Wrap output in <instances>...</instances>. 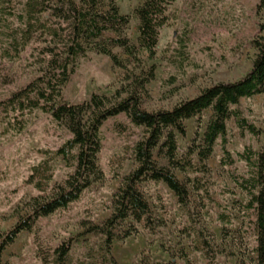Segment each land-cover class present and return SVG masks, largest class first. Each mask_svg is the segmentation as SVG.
<instances>
[{"label":"rangeland","instance_id":"obj_1","mask_svg":"<svg viewBox=\"0 0 264 264\" xmlns=\"http://www.w3.org/2000/svg\"><path fill=\"white\" fill-rule=\"evenodd\" d=\"M3 1L0 0V103L42 75L41 51L46 47L38 41L32 42L16 59L7 57V51H13V37L24 30L18 17L24 14L25 0H5L4 4ZM74 1L82 7L81 0ZM144 1L99 0V4L100 9L106 11L109 3L115 2L120 14L131 18L130 24L122 29V36L137 45L140 22L135 11ZM169 17V25L161 31L155 59L149 60L140 52L141 67L121 48L107 46L125 62L127 69L114 66L109 57L90 48L85 56L78 58L71 81L63 91V101L79 105L90 101L93 95L111 97L127 83V77L133 80L156 66V77L147 87L143 108L148 112L171 110L207 88L242 79L252 68L258 54L254 42L264 38L261 0H176L169 9ZM181 41L186 45L184 54L180 52ZM239 110L262 133L258 139L249 134L242 136L233 118L227 122L228 151L236 164L233 168L222 164L219 140L209 161L212 202L187 185L185 176L178 170H174V174L190 192L187 211L180 209L175 194L165 184L144 182L139 185L156 221L155 231L140 230L132 220L119 224L114 231L116 241L112 248V256L118 264H137L142 254L149 255L155 263L186 264L180 258L182 252L192 264H205L195 248L192 234L195 230L206 234L212 242L217 253L216 264H256L254 219L242 208L248 199L231 175L237 172L240 177L248 178L247 165L238 155L246 148L259 152L264 145V95L243 99ZM211 117V111H207L199 120L186 123V137L178 138L180 156L192 145L197 133L199 138L203 136ZM3 119L0 118V232L7 233L26 217L27 204L32 198L53 194L56 186L73 173L58 159L52 164L55 177L48 194L42 195L25 185L32 167L43 160L41 152L57 151L72 136L64 126L54 123L50 115L40 111L25 116L27 128L20 135L7 131L8 118L5 122ZM116 124L124 125L127 134H118ZM102 133L104 142L98 165L104 174L103 180L94 183L80 202L67 211L41 219L32 233L22 234L0 257V264H41L36 257L37 238L46 249L72 242L75 263L87 264L86 244L93 247L98 244L97 238L86 234L87 225L101 226L110 218L113 198L123 178L136 169L129 149L143 138V130L132 127L123 115L105 122ZM155 159L160 166L169 168L168 161L157 152ZM161 207L165 209L166 224L159 227ZM223 214L229 222L219 220ZM135 226L139 233L134 232Z\"/></svg>","mask_w":264,"mask_h":264},{"label":"trees","instance_id":"obj_2","mask_svg":"<svg viewBox=\"0 0 264 264\" xmlns=\"http://www.w3.org/2000/svg\"><path fill=\"white\" fill-rule=\"evenodd\" d=\"M175 2L144 1L135 11L140 22L135 45L122 36V29L130 24L131 18L122 16L115 2H110L108 9L103 11L99 0H81L82 7L74 0H25L24 14L18 17L24 30L20 31L19 40L17 36L13 37V51H7V57L16 59L32 42L42 43L46 46L41 51L42 75L0 103V118L4 117L3 122L8 118L7 131L20 135L27 128L25 116L40 111L50 115L54 123L64 126L72 136L57 151L41 152L43 160L32 167L26 186L33 187L42 195L48 194L55 177L52 164L58 159H62L73 173L63 184L56 186L53 194L32 198L27 204L26 217L21 218L9 232H0V257L22 234L32 233L41 219L67 211L71 205L80 202L94 183L103 180L98 160L104 142L102 127L109 119L125 116L132 127L143 130V138L129 149L136 169L123 178L113 198L110 218L101 226L87 225L86 234L98 239L96 247L86 244L87 264H118L112 256V248L116 241L114 231L121 223L132 220L140 230L154 233L156 221L138 189L139 185L144 182L165 184L175 194L180 209L187 211L191 202L190 192L174 174L173 171L178 170L185 176L187 185L212 202L208 185L211 177L209 161L219 140L223 152L222 164L230 168L236 164L228 151L227 122L233 118L242 136L260 137L262 131L245 117L239 106L243 99L251 100L264 95V38L254 42L258 54L252 68L242 79L207 88L197 97L182 101L171 110L148 112L143 108V99L148 95L147 87L156 77V66L133 80L127 77V83L111 97L93 95L90 101L79 105L63 101V91L71 81L78 58L85 56L90 48L109 57L114 66L122 69H127L125 62L107 46L123 49L137 67L142 64L140 52L146 54L149 60L155 59L161 31L170 23L169 9ZM261 7L264 8V0H261ZM261 30L264 31V24ZM179 47L184 54L185 43L181 41ZM207 111H211L212 117L203 136L199 138L197 133L192 145L180 156L178 138L186 137V123L199 120ZM115 129L121 135L128 132L122 124H116ZM156 152L168 161L169 168L160 166L155 159ZM238 158L246 163L249 177L242 178L237 172H232L231 177L247 196L248 201L242 208L250 219H254L255 263L264 264V145L259 152L246 148ZM161 210L159 227L166 224L164 207ZM219 220L229 222L224 214ZM138 228L133 227L134 232L139 233ZM192 234L195 248L203 256L205 264H216L217 253L206 234L196 230ZM35 244L36 257L41 264H76L70 241L55 249H46L39 238ZM180 258L186 264H192L183 252ZM137 264L160 263L142 254Z\"/></svg>","mask_w":264,"mask_h":264}]
</instances>
